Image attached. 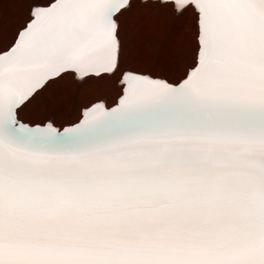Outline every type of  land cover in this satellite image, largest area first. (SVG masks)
<instances>
[{"label": "snow or ice", "instance_id": "1", "mask_svg": "<svg viewBox=\"0 0 264 264\" xmlns=\"http://www.w3.org/2000/svg\"><path fill=\"white\" fill-rule=\"evenodd\" d=\"M0 264H264V0H0ZM191 17L183 70L141 11ZM115 81L60 122L55 85Z\"/></svg>", "mask_w": 264, "mask_h": 264}, {"label": "rangeland", "instance_id": "2", "mask_svg": "<svg viewBox=\"0 0 264 264\" xmlns=\"http://www.w3.org/2000/svg\"><path fill=\"white\" fill-rule=\"evenodd\" d=\"M24 7L15 3L4 5L0 13L3 30L15 31L24 15ZM135 31L131 35V51L134 62L130 67L146 69L167 61L179 66H186L192 48L191 17L177 18L166 11H141L134 20ZM118 96L115 81L96 84L63 81L48 93L49 100L59 101V120H75L82 105H88L98 100H104L108 105L114 104Z\"/></svg>", "mask_w": 264, "mask_h": 264}, {"label": "bare ground", "instance_id": "3", "mask_svg": "<svg viewBox=\"0 0 264 264\" xmlns=\"http://www.w3.org/2000/svg\"><path fill=\"white\" fill-rule=\"evenodd\" d=\"M113 105V104H110V106Z\"/></svg>", "mask_w": 264, "mask_h": 264}]
</instances>
